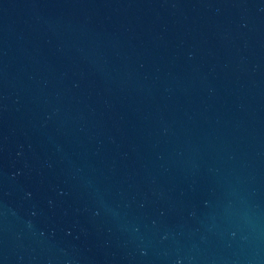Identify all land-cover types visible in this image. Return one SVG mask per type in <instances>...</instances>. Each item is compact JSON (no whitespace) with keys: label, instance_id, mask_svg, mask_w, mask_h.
Here are the masks:
<instances>
[{"label":"water","instance_id":"1","mask_svg":"<svg viewBox=\"0 0 264 264\" xmlns=\"http://www.w3.org/2000/svg\"><path fill=\"white\" fill-rule=\"evenodd\" d=\"M0 264H264V0H0Z\"/></svg>","mask_w":264,"mask_h":264}]
</instances>
